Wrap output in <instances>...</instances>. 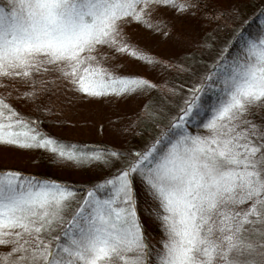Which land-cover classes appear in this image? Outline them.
Listing matches in <instances>:
<instances>
[{
    "label": "snow or ice",
    "instance_id": "1",
    "mask_svg": "<svg viewBox=\"0 0 264 264\" xmlns=\"http://www.w3.org/2000/svg\"><path fill=\"white\" fill-rule=\"evenodd\" d=\"M155 6L228 17L202 0H0V77L54 70L88 96L154 87L110 70L98 49L152 62L125 29L133 22L152 27ZM231 35L211 71L141 149L78 151L0 97V144L112 169L87 189L0 169V264H264V116L257 121L253 111L264 108V27L254 37L236 29ZM39 91L19 95L35 101ZM138 189L162 231L152 243Z\"/></svg>",
    "mask_w": 264,
    "mask_h": 264
},
{
    "label": "rangeland",
    "instance_id": "2",
    "mask_svg": "<svg viewBox=\"0 0 264 264\" xmlns=\"http://www.w3.org/2000/svg\"><path fill=\"white\" fill-rule=\"evenodd\" d=\"M222 1L241 22L258 9L260 1L264 2ZM176 3L179 4L177 1ZM149 17L177 28L151 38L145 36L146 30L143 29V35L139 33L135 36L132 43L147 57H151L152 62L106 47L98 51L101 54L107 53L103 63L113 72L140 77L154 87H144L120 95L109 93L88 96L72 90L66 81L57 79L58 72L50 70L33 72L32 77L28 78L0 77V97L10 98L13 107L27 117H32L36 104H40L43 114L45 113L52 123L47 129L52 130L56 136L75 141L107 142L122 151L143 148L167 126L168 113H176L188 89L206 74L208 66L205 63H212L217 58L220 50L224 49L226 37L232 29L231 21L222 23L218 20L210 22L209 25H202L201 28L196 27L175 7L155 6ZM236 44L238 46L239 41ZM193 45L203 47L201 50H193ZM208 45L212 48L208 49ZM205 47L208 50L202 51ZM235 51L234 47L231 54ZM32 78L37 81L35 85L32 84ZM40 81L44 83L41 84ZM19 82L22 86L14 87ZM33 86L40 89L35 101H26L19 95ZM16 89L21 91L17 92ZM253 111L257 121L264 116V108H255ZM60 121H65L69 127L62 126ZM12 149L0 147V165L23 166L24 161L36 159L38 156L36 153L25 152L22 148ZM137 198L139 210H142L149 220L154 221L147 214L150 202H146L143 192L139 189ZM153 223L158 225L156 221ZM4 250L6 247L0 246V252Z\"/></svg>",
    "mask_w": 264,
    "mask_h": 264
},
{
    "label": "trees",
    "instance_id": "3",
    "mask_svg": "<svg viewBox=\"0 0 264 264\" xmlns=\"http://www.w3.org/2000/svg\"><path fill=\"white\" fill-rule=\"evenodd\" d=\"M178 3L181 2V0H176ZM241 1H250L251 0H241ZM253 1V0H252ZM259 0L256 1V3H258ZM202 3H207L208 7L210 9H223L228 13V17H231V19H229L228 17H219L216 19H212L211 16H209L208 14H202V10H190V11H182V13H184L186 15V17L188 18V20L190 22H192V24H194L196 27H202V25H206V24H210V22H214L215 20H218L222 23H226L227 21H231V32L227 35L226 37V44H225V48H227L228 42L230 41V39H232V32L234 29L238 30V31H242L244 33L245 36H257L260 31L261 28L264 27V2H259L258 4V9L253 12L252 14H250L248 16V18L245 21H240L239 18H236L235 15L229 11V9H227V7L225 6L224 2L222 0H202ZM213 16L215 15V13L212 14ZM149 22L152 24V27L146 26L143 23H137V22H133L129 25L126 26V33L127 36L129 38V40L132 41L135 39V36L139 33L142 34L143 29L146 30L145 36H150L153 37L154 35L157 34H164L166 32H171L176 30L177 28H175L172 24H168V23H164L163 21H158L154 18L149 17ZM144 34V33H143ZM142 34V35H143ZM237 42V41H236ZM200 46V47H199ZM193 50L196 48V50H201V48L203 46L198 45L197 47L195 45H193ZM207 47L203 48L202 51L204 50H208L209 48H212L210 45H208V49H206ZM234 48V47H233ZM233 48L231 49V51L228 53L229 55H231V52L233 50ZM221 51V50H220ZM209 53H211V50L209 51ZM219 54V53H218ZM218 56V55H217ZM216 56V57H217ZM215 60V59H214ZM213 60V61H214ZM207 63V62H206ZM207 67V72L211 71V61L210 63L206 64ZM204 64V62H203ZM206 72V73H207ZM22 86V83L19 82V84L14 85V87H19ZM17 92L21 91V89H16ZM212 94L208 93L205 97L206 100H210L211 99ZM5 99L8 100V102L10 103L11 100L8 97H4ZM10 100V101H9ZM12 104V103H11ZM39 106V107H37ZM32 118H39L40 120V127L47 133L53 135L54 137L59 138L60 140L64 141L67 144H75L77 146V150H82V149H94L96 146H100V147H107V148H113V149H117L112 147L110 144H108L107 142H92L90 140H71L62 136H56L52 130L47 129L49 124H52L51 122H49V119H47L48 117H46V114H43V110H41L40 104H36V111L34 114H32ZM27 117V116H26ZM56 123V122H55ZM60 124L64 127H69L67 125V123L65 121H60ZM192 128H195V126L193 125ZM155 139V138H153ZM0 147L4 148H8V149H14V150H18L21 148L15 147V146H11V145H4V144H0ZM12 149V150H13ZM25 150V152L29 151L31 153H36L38 156L36 159H30L27 161H24V165L23 166H3L0 165V169H15V170H19L23 173L26 174H32L38 177H42V178H48V179H52V180H56L59 181L61 183L64 184H69L72 185L74 187L77 188H89L91 187L94 183H99L102 179H104L106 176H108L111 172L110 168L106 167V166H101L98 164H94V165H80L77 163H74L72 161H66V160H61L58 158H55L51 153L39 149V148H33V149H23ZM119 150V149H118ZM122 151V150H121ZM98 195H106L107 193H97ZM85 195V192H77V196L78 197H83ZM73 203H75V201H73ZM139 210V209H138ZM139 214L141 216V219L144 223V230L145 233L148 237V240L150 243L155 242L156 240H158L161 235H162V231L161 229H159L157 224H154V221L149 220L145 214L142 213V210H139Z\"/></svg>",
    "mask_w": 264,
    "mask_h": 264
}]
</instances>
